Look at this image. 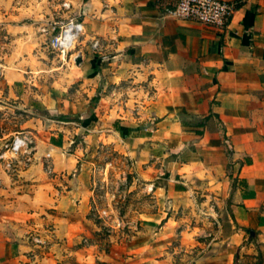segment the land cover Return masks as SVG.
<instances>
[{"label": "crops", "instance_id": "0c3cea01", "mask_svg": "<svg viewBox=\"0 0 264 264\" xmlns=\"http://www.w3.org/2000/svg\"><path fill=\"white\" fill-rule=\"evenodd\" d=\"M67 1L83 25L73 75L104 82L90 115L71 119L100 121L107 128L98 136L115 123L154 200L138 219L127 264H166L175 241L201 247L194 264H242L254 243L264 245V0H220L232 7L221 28L168 16L177 0ZM21 77L0 68L1 140L30 133L23 129L34 118L14 115H33L23 110ZM32 103L46 110L41 95ZM58 138L36 146L51 148L52 175L39 164L16 176L0 172V264H51L34 259L30 232L48 229L54 238L83 226L88 168L51 144ZM199 237L210 239L201 246Z\"/></svg>", "mask_w": 264, "mask_h": 264}, {"label": "rangeland", "instance_id": "374dc122", "mask_svg": "<svg viewBox=\"0 0 264 264\" xmlns=\"http://www.w3.org/2000/svg\"><path fill=\"white\" fill-rule=\"evenodd\" d=\"M62 1L65 0H0V68L22 74L18 86L29 97L28 106L23 110L33 115L21 111H14V115L21 119L34 118L23 130L35 138L30 133H21L31 138L33 160L27 168H20L11 176L35 164L41 166L45 175H52L51 148L37 150L36 146L43 136L58 135L59 144H51L73 155L76 166L84 163L88 168V201L82 213L83 226L72 230V235L67 232L53 238L48 229L42 235L30 232L28 239L35 246L34 259H46L51 264H127L130 256L127 248L134 243L135 231L140 229L138 219L154 210V200L146 186L148 177L142 173L143 166L138 157L129 152L132 143L117 138L115 123H110L108 136H98L96 132L107 128L100 121L71 119L83 113L93 98L98 101L104 82L101 78L94 82L87 77H74L76 66L71 55L76 47L64 57L49 48V38L70 16L69 11L60 8ZM88 58L89 54L85 56L84 51V61ZM85 64L89 65L90 61ZM36 94L44 98L45 111L36 112L30 108ZM115 95L116 99L122 97ZM67 103L77 106L78 111L72 115L61 113L58 106ZM6 127L14 129L15 126L6 123ZM2 142L0 139V145ZM192 224L198 225L200 221L189 222ZM197 239L202 246L210 238ZM174 245L176 250L168 252L166 264H194L196 252L201 247H188L180 241H175ZM205 255H212V252ZM242 264H264V245L254 243L252 253Z\"/></svg>", "mask_w": 264, "mask_h": 264}, {"label": "built area", "instance_id": "2783aa9c", "mask_svg": "<svg viewBox=\"0 0 264 264\" xmlns=\"http://www.w3.org/2000/svg\"><path fill=\"white\" fill-rule=\"evenodd\" d=\"M62 10L71 8L69 1L60 3ZM232 7L220 0H177L175 6L166 13L178 20L197 22L206 26L221 28L226 25L231 15ZM58 32L48 40L49 48L64 57V54L74 48L83 34V25L75 16H69L58 27ZM96 42L92 43V47ZM75 59V58H73ZM0 145V172L11 176L20 168L29 166L33 160L31 138L18 133L11 138L2 140ZM48 156H45L47 159Z\"/></svg>", "mask_w": 264, "mask_h": 264}, {"label": "trees", "instance_id": "16d2710c", "mask_svg": "<svg viewBox=\"0 0 264 264\" xmlns=\"http://www.w3.org/2000/svg\"><path fill=\"white\" fill-rule=\"evenodd\" d=\"M91 101H92V104L90 106H88L86 111L83 113L84 117H88L90 115L92 109L94 108V106H95V104L97 102V99L93 98ZM65 119H69V118H65Z\"/></svg>", "mask_w": 264, "mask_h": 264}, {"label": "water", "instance_id": "95a60500", "mask_svg": "<svg viewBox=\"0 0 264 264\" xmlns=\"http://www.w3.org/2000/svg\"><path fill=\"white\" fill-rule=\"evenodd\" d=\"M80 58L77 56L75 59H74V64L75 66H78L80 64Z\"/></svg>", "mask_w": 264, "mask_h": 264}]
</instances>
